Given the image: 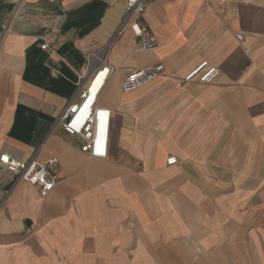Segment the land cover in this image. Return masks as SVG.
Returning <instances> with one entry per match:
<instances>
[{
  "label": "crops",
  "instance_id": "0c3cea01",
  "mask_svg": "<svg viewBox=\"0 0 264 264\" xmlns=\"http://www.w3.org/2000/svg\"><path fill=\"white\" fill-rule=\"evenodd\" d=\"M125 10L0 0V156L55 158L60 179L47 197L24 182L6 197L15 177L0 172V264H264V0L148 3L140 22L158 45L125 27L110 48L108 155L93 159L57 124ZM203 61L215 82L179 87ZM160 64L154 82L122 91Z\"/></svg>",
  "mask_w": 264,
  "mask_h": 264
},
{
  "label": "built area",
  "instance_id": "2783aa9c",
  "mask_svg": "<svg viewBox=\"0 0 264 264\" xmlns=\"http://www.w3.org/2000/svg\"><path fill=\"white\" fill-rule=\"evenodd\" d=\"M153 1L155 0H126V14L115 36L103 47L87 54L88 63L93 65L90 70L91 76L79 86L77 95L59 117L57 126L66 135L78 137L82 141L81 151L93 159H106L108 155L111 111L98 106V97L113 70L107 61V54L115 40L122 36L125 27H129L134 36L140 40L144 50H154L157 47V37L140 22L147 4ZM51 33L52 38L45 40L41 46L45 52L56 48L57 32ZM237 39L241 41L243 37L238 35ZM52 44L55 45L52 47ZM163 72V64L146 70L133 71L124 79L122 91L125 94L133 93L154 82ZM219 74L220 70L217 66L203 61L191 70L178 86L192 83L208 86L215 82ZM176 163L175 157L167 161L168 165ZM58 168L59 161L55 158L40 162L34 156L22 162L7 155L0 156V172H9L15 177L13 184L5 190L6 197L19 182L38 187L43 197L49 196L60 181Z\"/></svg>",
  "mask_w": 264,
  "mask_h": 264
}]
</instances>
